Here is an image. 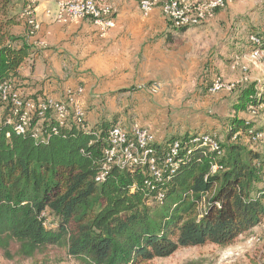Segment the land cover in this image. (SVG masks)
<instances>
[{"label":"trees","instance_id":"obj_1","mask_svg":"<svg viewBox=\"0 0 264 264\" xmlns=\"http://www.w3.org/2000/svg\"><path fill=\"white\" fill-rule=\"evenodd\" d=\"M34 2L0 0V85L19 79L29 55L28 24L23 36L12 28ZM260 87L252 82L239 91L218 149L193 143L188 134L149 143L147 158L158 167L172 143H180L177 166L165 168L160 180L148 164L112 166L96 180L114 116L91 126L71 118L59 125L49 112H36L33 122L44 118L46 137L36 140L13 130L10 107L0 103V257L36 264L62 250L74 264H149L180 248L227 246L252 231L264 220V155L252 144L264 140V123L239 115L251 107L264 114ZM48 215L54 228L45 224Z\"/></svg>","mask_w":264,"mask_h":264},{"label":"crops","instance_id":"obj_2","mask_svg":"<svg viewBox=\"0 0 264 264\" xmlns=\"http://www.w3.org/2000/svg\"><path fill=\"white\" fill-rule=\"evenodd\" d=\"M56 1L34 2L32 14L38 29L33 36L26 37L29 55L18 69L19 79L12 82L14 90L54 100H65L69 92H74L72 98L85 109L88 126L114 116L121 126L132 123L142 126L152 142L163 143L173 136L192 135L199 129L213 127L214 123L200 115L202 110L187 113L179 107L180 103L172 105V102H186L200 93L199 87L206 86L202 77H196L204 73V58L198 47L172 46L174 40L177 35L191 31L194 35L190 33V36L195 38L192 43L199 46L198 39L212 29L172 31L159 7L143 15L138 0H103L114 7L115 26L101 35L89 19L58 18ZM219 15L217 12L210 26ZM25 21L23 16L21 23L12 28L14 35H25ZM229 55L226 59H231ZM240 62L241 66L237 67L242 72L234 67ZM249 62L240 56L238 63L230 61L226 68L223 64L216 65L217 69H225V75L231 79L236 74L233 67L237 76L246 73L247 67V75L254 71V63ZM263 69L262 73L255 69L257 76L250 81L261 84V91ZM226 107L232 106L226 104ZM257 112L261 121H252L260 126L264 114L261 107ZM242 114L239 116L251 120ZM260 141L264 143L263 139ZM254 148L264 155L261 148Z\"/></svg>","mask_w":264,"mask_h":264},{"label":"built area","instance_id":"obj_3","mask_svg":"<svg viewBox=\"0 0 264 264\" xmlns=\"http://www.w3.org/2000/svg\"><path fill=\"white\" fill-rule=\"evenodd\" d=\"M225 4L226 0H138V7L143 15H147L155 7H159L172 31L177 28L190 29L208 24ZM56 7L58 18L69 16L89 19L101 35L115 26L114 7L107 1L57 0ZM26 16L29 36H33L38 29V23L30 7L26 11ZM261 42L262 38L257 34L249 36L250 52L248 58L254 64L260 61L264 62V49L260 47ZM209 90L211 92H231L237 89L235 84L217 79L212 83ZM81 91V88L77 90L78 93ZM73 95L74 92H69L67 99L54 100L49 96H35L18 92L8 83L0 85V103L3 104V107L9 106L11 111V117L7 119V123L12 125L17 134L30 133L36 140L46 139L41 126L44 118L41 117V119L33 122L36 112L41 116L49 112L59 125H65L68 118H71L76 125L85 120V109L74 102ZM248 112L255 113L253 107L249 108ZM151 142V135L137 123H133L127 128L119 124L111 127L108 133V147L103 150L102 171L96 180L102 181L112 166L131 168L138 164H148L151 176L154 180H160L165 168L172 170L177 166L173 158L178 152L180 143L177 140L172 143L162 166L158 167L153 158H147L150 152L148 144ZM192 142L208 146L210 150L218 149V141L216 136L212 134L194 135ZM156 199L159 202L162 201L161 193L157 195ZM261 225L264 238V220Z\"/></svg>","mask_w":264,"mask_h":264},{"label":"rangeland","instance_id":"obj_4","mask_svg":"<svg viewBox=\"0 0 264 264\" xmlns=\"http://www.w3.org/2000/svg\"><path fill=\"white\" fill-rule=\"evenodd\" d=\"M218 14L220 15L218 19L214 21L213 26H210L213 21L212 19L204 26L190 28L204 29L205 27H208L207 29H212L211 33L206 32L203 36L201 34L202 37L198 39L200 42L199 46L192 43L195 38L190 36L191 31L187 35H177L174 40L172 46H189L192 48L193 45H196L198 47L196 49L204 58L202 61L204 63V73L201 72L200 75H197L196 77H202L203 84L206 86L204 87L203 85L202 88L199 87L198 89L200 93L197 95L195 94L193 98L188 99L186 102H172V105L173 103H180L179 107L184 108L187 113H196L202 110L200 111V115L205 116V118L209 120L210 124L214 123L212 128L207 127L205 131H201L199 129L192 135L212 134L216 136L217 141H224L229 130V126H227L229 123V116L234 113L232 107L228 108L226 107V104H228V106H233L232 104L235 103L237 95L239 94L238 90L245 88L248 84H250L251 79L256 78L257 71L255 69L260 70L262 73L261 69L264 68V62L260 61L255 63L253 65L255 68H252L254 71L250 70L248 75L247 67V72H244L245 77L244 74L237 76V69L239 68L237 65L241 66V62L239 64H235L234 67H237V69H234L233 67L232 70L236 71V74L233 75L231 79L225 75V69H217L216 64H223V68H226L230 61L238 63V57L240 58V56L249 62V36L252 34H261L264 37V0H226L225 6L218 12ZM191 34L194 35L193 33ZM195 43L197 42L195 41ZM228 55V58L231 56V59H226ZM239 69L242 72L241 67ZM217 79L235 84L237 90L231 92H211L209 89L212 83ZM262 91L259 90V92ZM253 110L255 113L247 112V114L243 113L242 116H250L251 118L249 119L251 120L256 119L261 121V116L257 112L258 109L253 108ZM0 111H2L1 105ZM252 144L253 146H258L264 151V143L260 140L255 141ZM55 222L56 219L53 216L48 215L45 224L48 228H54L56 226ZM0 264L33 263H13L5 261L0 257ZM36 264L74 263L62 250H54L50 253L46 262H44V260H39ZM149 264H264L263 228L260 224L252 231L239 236L233 243L227 246L207 244L204 246L180 248L172 255L166 258L154 259Z\"/></svg>","mask_w":264,"mask_h":264}]
</instances>
